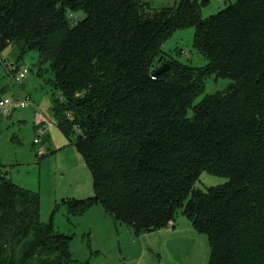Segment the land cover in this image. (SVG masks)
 Returning a JSON list of instances; mask_svg holds the SVG:
<instances>
[{
	"label": "trees",
	"instance_id": "1",
	"mask_svg": "<svg viewBox=\"0 0 264 264\" xmlns=\"http://www.w3.org/2000/svg\"><path fill=\"white\" fill-rule=\"evenodd\" d=\"M179 2L0 0V52H36L39 74H53L55 125L94 180L93 197L68 201L70 216L102 205L117 223L156 231L183 209L209 239V264H264V0L210 18V0ZM189 27L204 67L163 50ZM212 75L229 85L195 104ZM203 172L228 181L203 191ZM41 212L39 194L0 171V264L74 259L71 236Z\"/></svg>",
	"mask_w": 264,
	"mask_h": 264
},
{
	"label": "rangeland",
	"instance_id": "2",
	"mask_svg": "<svg viewBox=\"0 0 264 264\" xmlns=\"http://www.w3.org/2000/svg\"><path fill=\"white\" fill-rule=\"evenodd\" d=\"M145 1L153 8L180 3V0ZM237 1L210 0L202 15L210 18ZM195 34L194 27L176 31L164 45L165 54L184 64L208 65L195 47ZM37 61L36 52H29L19 60V49L14 44L0 52V101L31 98L28 107L15 108L11 113L0 106V171L19 186L39 194L41 222H52L55 230L71 236L74 259L66 264H209V239L194 228L183 209L178 212L175 225L156 231H139L117 223L102 205H95L82 215H69L68 201L95 195L94 180L82 154L55 125L53 107L61 94L51 82L53 74H39ZM7 65H13L14 71ZM25 68L31 74L24 82H17L15 72ZM229 83V79L212 75L195 104L224 90ZM36 112L53 123L46 127L42 137L41 143L49 151L43 158L39 157L36 144ZM227 181L224 176L203 172L196 187L208 191Z\"/></svg>",
	"mask_w": 264,
	"mask_h": 264
},
{
	"label": "built area",
	"instance_id": "3",
	"mask_svg": "<svg viewBox=\"0 0 264 264\" xmlns=\"http://www.w3.org/2000/svg\"><path fill=\"white\" fill-rule=\"evenodd\" d=\"M9 67L10 71H14V66L13 65H7ZM31 74L29 69H24L21 71H18L17 73H15V80L17 82H24V80L28 77V75ZM29 103H31V98L28 97L26 100H14L13 98H6L4 100L0 101V106L8 113H11V111L15 108H26L28 107ZM36 118H37V124L40 125L42 123H44V126L40 127L38 129V134H37V148H38V155L40 158H43V156L46 155L47 151L46 149L40 145L42 142V137L43 134H45V130L46 127L49 125H53V123L46 119L45 117H43L41 114L36 112Z\"/></svg>",
	"mask_w": 264,
	"mask_h": 264
},
{
	"label": "water",
	"instance_id": "4",
	"mask_svg": "<svg viewBox=\"0 0 264 264\" xmlns=\"http://www.w3.org/2000/svg\"><path fill=\"white\" fill-rule=\"evenodd\" d=\"M170 69L169 63L168 64H164L157 72H155V76L164 73L166 71H168ZM12 239V238H11Z\"/></svg>",
	"mask_w": 264,
	"mask_h": 264
},
{
	"label": "crops",
	"instance_id": "5",
	"mask_svg": "<svg viewBox=\"0 0 264 264\" xmlns=\"http://www.w3.org/2000/svg\"><path fill=\"white\" fill-rule=\"evenodd\" d=\"M32 107V106H31ZM33 109H34V107H32ZM36 115V114H35ZM42 115V114H41ZM44 116V115H43ZM45 118L46 119H48L46 116H45ZM35 120H36V123H35V127H36V129H37V133H38V129L40 128V127H42V126H44V123H42V124H40V125H38L37 124V118H36V116H35ZM49 120V119H48ZM46 131V130H45ZM44 135V134H43ZM40 145H42L43 147H44V145L41 143ZM45 148V147H44ZM46 149V151H48V149L47 148H45ZM49 152V151H48ZM47 154V153H46Z\"/></svg>",
	"mask_w": 264,
	"mask_h": 264
}]
</instances>
